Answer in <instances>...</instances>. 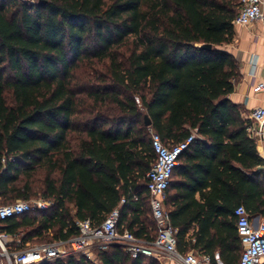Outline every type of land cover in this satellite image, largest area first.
I'll return each mask as SVG.
<instances>
[{"label":"trees","instance_id":"1","mask_svg":"<svg viewBox=\"0 0 264 264\" xmlns=\"http://www.w3.org/2000/svg\"><path fill=\"white\" fill-rule=\"evenodd\" d=\"M241 8V0H0V206L52 204L0 229L35 243L67 240L77 222L99 226L119 208L121 232L154 242L150 130L169 146L196 132L167 192L177 248L239 264L236 208L264 220V159L252 121L229 99L240 62L224 47ZM49 264L161 262L113 246L95 262Z\"/></svg>","mask_w":264,"mask_h":264},{"label":"built area","instance_id":"2","mask_svg":"<svg viewBox=\"0 0 264 264\" xmlns=\"http://www.w3.org/2000/svg\"><path fill=\"white\" fill-rule=\"evenodd\" d=\"M242 8L234 21L235 27H251L256 23L264 24V0H241ZM256 94L264 95V81L253 86ZM252 124L248 129L261 148L264 159V107H258L250 113ZM155 160L146 175L147 190L150 196L152 218L157 228L154 242L137 238L129 231L121 232L119 223L121 212L117 208L105 221L95 226L91 221L77 222V233L63 240L35 243L26 240L24 233L10 235L0 229V264H49L69 257H82L95 262L100 252L113 246L125 249L133 259L140 257L157 259L164 255L175 264H213L209 256L196 252L182 254L177 248V231L172 227L169 212L166 208L167 192L171 186L180 158L198 138L196 132L184 142L176 145H165L160 136L150 130ZM126 200L121 201L125 205ZM52 204L41 198L30 201L20 200L11 205L0 206L1 224L11 218H20L31 213H45ZM238 236L242 246L239 264H264V220L252 217L244 206L234 212ZM217 264H223L220 258Z\"/></svg>","mask_w":264,"mask_h":264},{"label":"crops","instance_id":"3","mask_svg":"<svg viewBox=\"0 0 264 264\" xmlns=\"http://www.w3.org/2000/svg\"><path fill=\"white\" fill-rule=\"evenodd\" d=\"M224 50L231 53L240 62L241 76L239 81L235 82V91L229 96V99L243 108L245 119L251 120L252 110L264 107V95L256 94L253 91V86L256 83L264 81V24L256 23L251 27H236L234 43L225 46ZM257 147L261 156V148L258 144ZM177 180L178 178H175L174 175V183ZM196 197L199 199L200 194H197ZM195 228L192 229L191 234ZM157 260L159 259L157 258ZM161 264L175 263L164 259Z\"/></svg>","mask_w":264,"mask_h":264},{"label":"water","instance_id":"4","mask_svg":"<svg viewBox=\"0 0 264 264\" xmlns=\"http://www.w3.org/2000/svg\"><path fill=\"white\" fill-rule=\"evenodd\" d=\"M205 48H207V49H211V45H208V46H206ZM145 126H146V127H149V128L152 126V122H151L149 116H146V117H145Z\"/></svg>","mask_w":264,"mask_h":264},{"label":"rangeland","instance_id":"5","mask_svg":"<svg viewBox=\"0 0 264 264\" xmlns=\"http://www.w3.org/2000/svg\"><path fill=\"white\" fill-rule=\"evenodd\" d=\"M24 1H31V0H24ZM149 138H150V134H149ZM151 220L153 221V219L151 218ZM154 222V221H153ZM158 259L160 260V262H163L164 259H167L164 255H159ZM168 260V259H167Z\"/></svg>","mask_w":264,"mask_h":264}]
</instances>
